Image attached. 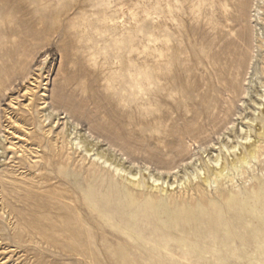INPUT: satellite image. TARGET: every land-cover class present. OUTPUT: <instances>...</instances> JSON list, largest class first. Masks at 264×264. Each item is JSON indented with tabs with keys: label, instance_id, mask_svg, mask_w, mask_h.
Returning a JSON list of instances; mask_svg holds the SVG:
<instances>
[{
	"label": "rangeland",
	"instance_id": "374dc122",
	"mask_svg": "<svg viewBox=\"0 0 264 264\" xmlns=\"http://www.w3.org/2000/svg\"><path fill=\"white\" fill-rule=\"evenodd\" d=\"M256 5L264 21V0H0V264H264V150L184 207L107 185L66 134L171 183L217 154L254 108L257 53L264 94Z\"/></svg>",
	"mask_w": 264,
	"mask_h": 264
},
{
	"label": "bare ground",
	"instance_id": "6f19581e",
	"mask_svg": "<svg viewBox=\"0 0 264 264\" xmlns=\"http://www.w3.org/2000/svg\"><path fill=\"white\" fill-rule=\"evenodd\" d=\"M256 8L257 13L255 19L258 22L259 28H256L254 33V44H256L257 49H260L263 42L262 25H264V21L260 16L261 8L257 5ZM213 45L215 46V44ZM230 45L231 44H228V46ZM257 52H259V50ZM254 57L255 59L253 58L254 60L249 77L250 80L247 83L249 87L245 88L247 93L250 94L249 101L254 104V108L250 110L251 108L249 109L248 103L244 105L246 106V110L248 108L250 113H247V115L244 114L245 112L242 113L243 117H240L242 119L241 124L232 130L233 136L226 135L220 143V146H218L219 148L216 146L217 149H215V151H218L217 154L216 152L213 153L207 150L201 152L200 158L197 160L193 159V161H195L193 163L191 161L189 165L187 162L185 169L183 168L184 166L182 167L184 169L183 176L179 179H177V175H179L180 172L176 171V168L172 169L171 175L175 178V181L172 183L162 176H159V174L149 173L147 174L148 177H138V173L125 167L112 152L98 147L95 142L90 140L86 135H82L75 127L72 131L66 128L68 143L71 148L81 156V161L83 163L89 160V164L94 171H96V169L102 170L103 168L112 174V176L109 175V178H104L107 185H117L113 180L115 176L123 180L122 184H128L124 185L126 187L121 188V192L125 195L129 193L130 189L136 190L140 188L149 190L150 195L156 193H164L167 195L168 192L171 194H179V196H183V198L188 195V199L183 202L184 207H192L194 201L198 199L202 200L207 196H211L210 199H213L212 192L217 191L221 186H227L228 184L233 185L238 178L244 177V174L252 169V164L259 162L262 156L261 152L264 150V94H257V100L252 98V94H255L253 88L254 86L255 88L257 87L256 77L258 75V69H260L259 60H261V57L258 53L255 54ZM261 86L264 88V83L261 82ZM42 118L45 124L47 117L43 115ZM163 118L164 116H162L161 119L157 117L155 121H163ZM174 141L175 140H173V142ZM166 148L167 147H165V149ZM175 149H177V147L173 148L171 151H166V156L171 157L172 151ZM191 150H193L192 145L188 147V151ZM177 153L182 154V152ZM175 200L176 198H174V201ZM174 201L171 203H174ZM167 204H169V200L163 198L158 200L156 206H166Z\"/></svg>",
	"mask_w": 264,
	"mask_h": 264
}]
</instances>
